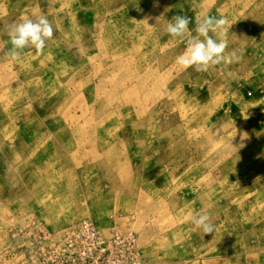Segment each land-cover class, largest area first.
<instances>
[{
    "label": "rangeland",
    "instance_id": "obj_1",
    "mask_svg": "<svg viewBox=\"0 0 264 264\" xmlns=\"http://www.w3.org/2000/svg\"><path fill=\"white\" fill-rule=\"evenodd\" d=\"M202 13L240 59L182 70L166 20ZM40 16L44 51L11 59ZM0 264H264V0H0Z\"/></svg>",
    "mask_w": 264,
    "mask_h": 264
},
{
    "label": "clouds",
    "instance_id": "obj_2",
    "mask_svg": "<svg viewBox=\"0 0 264 264\" xmlns=\"http://www.w3.org/2000/svg\"><path fill=\"white\" fill-rule=\"evenodd\" d=\"M166 21L165 31L171 38L183 41L187 37L186 47L176 57L175 61L182 70L193 68L195 71L205 72L212 66L231 63L240 59L235 50L226 54L228 48L227 34L232 25L228 23L226 18H217L202 13L196 21L195 35L192 34L193 30L189 29L190 20L187 17L174 16L172 20ZM226 25L227 27H225ZM53 32V25L45 16H40L36 20L27 17L22 18L8 32L9 43L11 44L10 58L18 59L21 51L26 48H32L38 53H42L46 42L52 38ZM243 147L244 144L239 145V148ZM191 222L203 235L215 233V225L211 222L206 211L193 215Z\"/></svg>",
    "mask_w": 264,
    "mask_h": 264
},
{
    "label": "built area",
    "instance_id": "obj_3",
    "mask_svg": "<svg viewBox=\"0 0 264 264\" xmlns=\"http://www.w3.org/2000/svg\"><path fill=\"white\" fill-rule=\"evenodd\" d=\"M77 233H81L85 236V238L89 240L93 249L98 250L102 255H104L113 245L117 246L118 243H124L128 254L134 255L135 253V241L131 235L126 237L116 235L114 238L105 239L90 222H84L83 225L79 227Z\"/></svg>",
    "mask_w": 264,
    "mask_h": 264
}]
</instances>
